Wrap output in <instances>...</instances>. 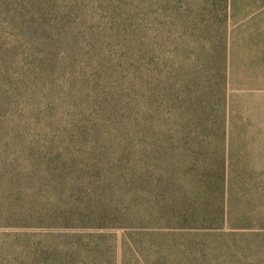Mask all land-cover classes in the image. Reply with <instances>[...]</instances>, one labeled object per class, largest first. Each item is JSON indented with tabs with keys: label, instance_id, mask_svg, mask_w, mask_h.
Returning a JSON list of instances; mask_svg holds the SVG:
<instances>
[{
	"label": "rangeland",
	"instance_id": "374dc122",
	"mask_svg": "<svg viewBox=\"0 0 264 264\" xmlns=\"http://www.w3.org/2000/svg\"><path fill=\"white\" fill-rule=\"evenodd\" d=\"M142 6L159 104L97 136L0 129V264H264V0ZM189 194L202 228L161 210Z\"/></svg>",
	"mask_w": 264,
	"mask_h": 264
},
{
	"label": "trees",
	"instance_id": "16d2710c",
	"mask_svg": "<svg viewBox=\"0 0 264 264\" xmlns=\"http://www.w3.org/2000/svg\"><path fill=\"white\" fill-rule=\"evenodd\" d=\"M142 5L145 0H0V129L54 124L97 136L131 127L132 114L151 99L159 104L160 37L156 29L146 43ZM190 195L161 207L169 224L202 228Z\"/></svg>",
	"mask_w": 264,
	"mask_h": 264
}]
</instances>
